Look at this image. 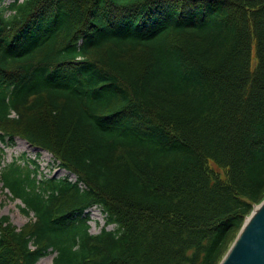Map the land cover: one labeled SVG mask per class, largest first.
<instances>
[{
	"label": "trees",
	"instance_id": "16d2710c",
	"mask_svg": "<svg viewBox=\"0 0 264 264\" xmlns=\"http://www.w3.org/2000/svg\"><path fill=\"white\" fill-rule=\"evenodd\" d=\"M4 1L0 165L20 136L79 180L2 168L0 264H219L264 198V0Z\"/></svg>",
	"mask_w": 264,
	"mask_h": 264
},
{
	"label": "rangeland",
	"instance_id": "374dc122",
	"mask_svg": "<svg viewBox=\"0 0 264 264\" xmlns=\"http://www.w3.org/2000/svg\"><path fill=\"white\" fill-rule=\"evenodd\" d=\"M13 0H5L4 4H9ZM22 1V0H20ZM252 67H255L257 65V58L254 54L252 55ZM21 156H24L25 162H27V159L36 160L37 164L40 166V174L41 175H51L53 173V167L56 164V161L54 160L53 156L48 152H40L36 150L35 148L28 145L26 142H21L19 139H15L13 143H10L6 146V156H5V162L9 163L13 159H20ZM23 161V159H20ZM29 161V160H28ZM31 163V162H30ZM210 169L214 174H218V176L224 178L226 175V170L215 165L213 162L209 163ZM67 171L60 170L56 171L57 176L65 175ZM264 200V198L261 200V202ZM19 204H21V201L19 199H13L10 197V193L7 189H4L2 187V184L0 183V217L2 216H8L10 219V222L16 227L21 228L24 226L30 218L25 215L20 207ZM33 215V214H32ZM91 232L92 233H99L102 229V227L105 225V215L98 207H93L91 209ZM114 228V225H109L108 229ZM240 230L234 232L231 241L228 245V249L226 250L225 254L228 252L230 247L235 242L236 238L239 235ZM55 254H49L43 258H41L37 264H52V260Z\"/></svg>",
	"mask_w": 264,
	"mask_h": 264
},
{
	"label": "water",
	"instance_id": "95a60500",
	"mask_svg": "<svg viewBox=\"0 0 264 264\" xmlns=\"http://www.w3.org/2000/svg\"><path fill=\"white\" fill-rule=\"evenodd\" d=\"M220 264H264V200L246 218Z\"/></svg>",
	"mask_w": 264,
	"mask_h": 264
},
{
	"label": "bare ground",
	"instance_id": "6f19581e",
	"mask_svg": "<svg viewBox=\"0 0 264 264\" xmlns=\"http://www.w3.org/2000/svg\"><path fill=\"white\" fill-rule=\"evenodd\" d=\"M19 141H21V142H24V143H25V141H23V140H20V139H19Z\"/></svg>",
	"mask_w": 264,
	"mask_h": 264
}]
</instances>
